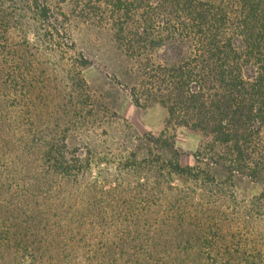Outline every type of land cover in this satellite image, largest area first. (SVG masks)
Segmentation results:
<instances>
[{"label": "trees", "instance_id": "16d2710c", "mask_svg": "<svg viewBox=\"0 0 264 264\" xmlns=\"http://www.w3.org/2000/svg\"><path fill=\"white\" fill-rule=\"evenodd\" d=\"M77 24L111 32L136 107L167 111V130L145 137L148 156L132 152L103 176L70 142L90 64L76 50ZM51 57L77 63L59 71L45 66ZM178 127L200 134L193 166L158 152L174 147L168 130ZM237 176L264 178V0H0L7 264H36L39 253L48 264H240L228 230ZM60 233L71 246L51 249Z\"/></svg>", "mask_w": 264, "mask_h": 264}, {"label": "rangeland", "instance_id": "374dc122", "mask_svg": "<svg viewBox=\"0 0 264 264\" xmlns=\"http://www.w3.org/2000/svg\"><path fill=\"white\" fill-rule=\"evenodd\" d=\"M72 34L76 50L86 56L90 64L82 70L87 89H84L86 95L83 98L82 114L76 117L78 125L70 132V142L72 146L79 147L81 153L91 155L95 176H103L106 171H116L120 167L119 163L124 162L132 152L136 153L138 160L148 156L145 137L149 134L158 136L167 130V111L158 103L144 108L135 106L128 90L134 82L130 61L117 46L110 31L94 25L77 24L72 28ZM46 63L48 68L49 65H58L59 71L63 69L65 72H71L72 65L77 62L71 58L58 62L51 57ZM64 76L56 72L53 78L61 80ZM55 85L53 83L51 95L60 97L56 100L68 106L71 101L64 100V92L57 90ZM60 113L62 115V109ZM51 116V120L56 117L54 114ZM172 134L174 147L159 150V154L163 159L169 160L176 150L180 153L179 159L183 166H193L200 134L184 127L169 129L168 135ZM215 176L222 180L225 172L216 170ZM175 181L181 184L180 180ZM233 184L231 194L234 201L228 206L235 207L239 215H233L228 230L234 235V243H237V240L241 242L240 264H264V178L252 181L237 176ZM2 205L0 200V264H7L8 253L2 243L5 225ZM105 209H102L103 213ZM117 212H120V208L115 209V212L109 210L107 213ZM64 214L69 215L66 211ZM211 233L213 235L212 231ZM54 243L56 244L51 246V249L56 247L62 250L71 246V242L61 233L54 238ZM233 249L237 250L235 247ZM47 255L39 253L36 264H48Z\"/></svg>", "mask_w": 264, "mask_h": 264}]
</instances>
